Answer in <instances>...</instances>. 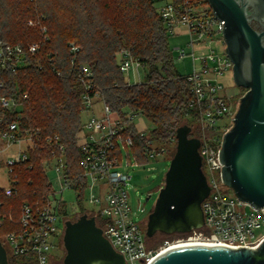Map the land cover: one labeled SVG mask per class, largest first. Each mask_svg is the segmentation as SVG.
<instances>
[{
	"label": "built area",
	"instance_id": "obj_1",
	"mask_svg": "<svg viewBox=\"0 0 264 264\" xmlns=\"http://www.w3.org/2000/svg\"><path fill=\"white\" fill-rule=\"evenodd\" d=\"M153 2L170 34L184 27L190 36L194 70L185 76L192 95L189 117L197 124L202 169L211 186L209 196L202 203L205 225L175 241H166L164 248L159 251L148 248L146 233L134 220L130 204L129 185L132 176L127 170L133 163L128 150L134 147V139L132 135H124L128 122L135 126L134 118L137 115L131 110L130 113L125 112L127 122L114 116L101 92L95 91L92 68L80 65L76 71L83 87V113L89 115V118L76 134L75 143L83 155L80 178L84 181V195L88 194L86 201L94 207L91 213L103 222L101 229L105 237L124 256L126 264H150L157 255L175 245L213 244L233 248H256L264 240V233L260 236L255 233L264 226V208L256 209L241 201L223 183L221 174V144L224 134L233 124L239 102L234 108L230 89H225L217 78L232 70L233 64L225 50L219 51L211 47L209 53L202 56L195 52L198 45H224V22L216 18L208 0ZM29 24L33 25V22ZM42 31L47 34L46 27ZM40 50L41 45L37 43L24 47L11 45L0 39V67L16 74L27 63V55H37ZM79 50L78 46L70 44L73 66ZM180 53V57L186 55L184 50ZM118 61L124 75L133 65L142 66L128 50L118 53ZM37 65L40 69L43 68L40 62ZM1 88L3 84L0 82ZM0 107L3 111L0 115V126L5 123V113L16 115L14 121L0 128V154L6 156L4 163L10 183L4 190L6 195H11L18 182L15 168L29 162L31 149L39 145L41 137L40 131L27 129L21 124L23 108L16 99L0 97ZM135 130L137 136L143 140L147 164L159 157L163 160L169 159V152L165 147L158 146L144 130H138L136 126ZM44 144L51 148L52 155L43 161V168L46 174L49 170L56 173L59 188L54 189L52 186L53 192L46 196V204L42 208L34 209L24 203L19 228L5 234L1 241L4 247L5 243L8 244L7 249L13 256L33 260L34 264H50L51 251L57 248L54 239L61 237V225L64 228L66 225L63 222L66 203L57 198V195L67 189L75 190L66 174L65 148L59 142V137H47ZM141 165L138 162L136 164ZM217 172L219 178L216 177ZM148 197L151 198V195Z\"/></svg>",
	"mask_w": 264,
	"mask_h": 264
},
{
	"label": "trees",
	"instance_id": "obj_2",
	"mask_svg": "<svg viewBox=\"0 0 264 264\" xmlns=\"http://www.w3.org/2000/svg\"><path fill=\"white\" fill-rule=\"evenodd\" d=\"M43 27L47 28V34L43 33ZM169 36L153 0H0V39L24 47L41 45L37 55H27V63L18 73L0 67L3 84L0 97L20 102L21 124L40 131L41 137L39 145L31 149L29 162L15 168L18 182L14 192L6 195L4 188H0V210H11L16 215L11 227L6 220L1 224V241L5 234L19 228L24 203L34 209L42 208L46 196L53 192L43 168V161L52 155L51 148L44 144L47 137H59L65 148L66 174L78 192L79 202L85 201L84 181L80 178L83 155L75 143L83 125V87L76 71L78 66L92 68L95 91L101 92L114 116L127 122L125 110L129 109L150 120L154 128L149 138L158 146L166 148L175 142L178 128L186 124L192 128L190 136L198 137L194 120L189 117L190 86L175 68ZM70 44L80 49L74 66ZM121 50H128L148 69L142 82L126 81L118 61ZM230 93L237 98L233 88ZM5 114V123L0 128L16 119L15 114ZM127 126L124 135H132L134 139L129 154L138 163L147 164L143 140L137 136L133 123L128 122ZM83 214L95 217L85 210L79 217ZM96 221L102 228L103 222L98 217ZM158 235L165 242L184 237V234ZM61 247L64 250L63 241ZM5 248L9 264H34L33 260L13 256Z\"/></svg>",
	"mask_w": 264,
	"mask_h": 264
},
{
	"label": "water",
	"instance_id": "obj_3",
	"mask_svg": "<svg viewBox=\"0 0 264 264\" xmlns=\"http://www.w3.org/2000/svg\"><path fill=\"white\" fill-rule=\"evenodd\" d=\"M224 22L225 53L233 64V80L241 97L232 128L224 134L220 161L223 183L243 202L264 208V0H208ZM183 125L176 150L147 222L146 238L188 234L204 227L202 203L211 186L202 169L199 138ZM147 197L146 201H149ZM63 264H126L97 225L81 215L67 221ZM0 264H9L0 240ZM150 264H264V240L256 248L186 244L157 255Z\"/></svg>",
	"mask_w": 264,
	"mask_h": 264
},
{
	"label": "rangeland",
	"instance_id": "obj_4",
	"mask_svg": "<svg viewBox=\"0 0 264 264\" xmlns=\"http://www.w3.org/2000/svg\"><path fill=\"white\" fill-rule=\"evenodd\" d=\"M189 42H190V36L187 33H185L184 27L176 29L175 32L170 34L169 36V43L173 51L175 68L179 71L181 75L184 76L191 74L194 70L193 56H192L193 50L189 45ZM181 50L185 51L186 55L184 57H180ZM147 72L148 69L145 68L144 66L139 67L137 65H133L130 68L129 72L125 74V77L126 80L129 81L130 83H140L143 81V78L145 77ZM217 80L224 85L225 89H232L236 87L233 80L232 70H229L223 76H219ZM235 93L237 98L232 99L234 108L237 105V102H240L241 97L246 93V91L237 90L235 91ZM98 108H100V105L98 106ZM125 112L130 113V110L126 109ZM88 118L89 115H87L86 113H82L83 123L84 121H87ZM134 124L138 130H144L147 134H150L154 128L153 123L143 115L135 116ZM231 125L233 126V124ZM232 126L230 127L232 128ZM194 128H196V131L198 132L197 124H194ZM176 144L177 143L175 141L166 147V150L169 152L171 159L173 157L172 152L176 150ZM124 154L126 156L125 152ZM170 157L167 160H163L162 157H159L151 160L146 165L136 166L137 162L134 159V157L131 156L133 166L130 167L129 170H127L129 174L132 176L129 185L130 204L133 212V218L137 223L140 224L144 233H146L148 217L155 207L159 191L165 184V176L170 167V162H171ZM5 159H6L5 154H0V188H8L10 185L9 176L7 174L6 165L4 163ZM47 175L50 182L52 183L53 188L58 189L59 184L57 182L58 180L56 173L53 170H49L47 172ZM216 177L219 178L218 172L216 173ZM231 193H234L233 190H231ZM150 195H151L150 200L146 201L147 197ZM87 196L88 194L86 193L84 195L85 201L81 203L79 202L78 199V193L73 189H67L62 194L57 195V198L62 199L63 202L66 203V211L63 216L64 224L69 220L73 221L74 219L78 218L79 215L84 210L89 213L94 211V207L89 205L86 201ZM142 209H144V211H142ZM15 212L17 211L14 210V213ZM15 219H16V215L13 214L11 210L4 212L3 210H0V226L3 223V221L6 220L7 221L6 223H8V225H10L11 227ZM61 229H62L61 237L54 239L55 244H57V248L51 251L52 257L50 264H60V262L63 261L65 256V252L61 247V243L63 241V233L65 231L63 224L61 225ZM255 233L258 236L262 235L264 233V226L261 229L256 230ZM5 245L9 249L8 244L5 243ZM147 246L152 250L159 251L162 248H164L165 241H163L162 236L157 235L147 240Z\"/></svg>",
	"mask_w": 264,
	"mask_h": 264
},
{
	"label": "crops",
	"instance_id": "obj_5",
	"mask_svg": "<svg viewBox=\"0 0 264 264\" xmlns=\"http://www.w3.org/2000/svg\"><path fill=\"white\" fill-rule=\"evenodd\" d=\"M180 32V31H179ZM185 33L186 30H185ZM211 47L217 48L219 51H223L225 50L224 45L221 43H214L212 45H198L195 47V52L197 53V55H206L209 53Z\"/></svg>",
	"mask_w": 264,
	"mask_h": 264
},
{
	"label": "flooded vegetation",
	"instance_id": "obj_6",
	"mask_svg": "<svg viewBox=\"0 0 264 264\" xmlns=\"http://www.w3.org/2000/svg\"><path fill=\"white\" fill-rule=\"evenodd\" d=\"M242 89H243V88H238V87H234V88H233L234 91H237V90L240 91V90H242Z\"/></svg>",
	"mask_w": 264,
	"mask_h": 264
},
{
	"label": "bare ground",
	"instance_id": "obj_7",
	"mask_svg": "<svg viewBox=\"0 0 264 264\" xmlns=\"http://www.w3.org/2000/svg\"><path fill=\"white\" fill-rule=\"evenodd\" d=\"M178 246H180V245H178ZM178 246H177V245H175V246H172L171 248L178 247ZM171 248H170V249H171ZM167 250H169V249H167ZM167 250H165V251H167ZM165 251H164V252H165Z\"/></svg>",
	"mask_w": 264,
	"mask_h": 264
}]
</instances>
